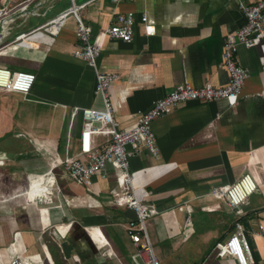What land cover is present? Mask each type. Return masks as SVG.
I'll list each match as a JSON object with an SVG mask.
<instances>
[{
  "label": "crops",
  "instance_id": "crops-1",
  "mask_svg": "<svg viewBox=\"0 0 264 264\" xmlns=\"http://www.w3.org/2000/svg\"><path fill=\"white\" fill-rule=\"evenodd\" d=\"M70 2L0 0V64L36 76L27 94L0 89V126H10L11 142L0 147V264L12 255L24 264H144L125 228L135 213L114 201L116 169L107 165L89 185L73 181L61 166L49 169L50 154L77 147L81 119L72 126V108L103 106L93 91L95 72L73 55L79 40L72 15L57 36L25 45L16 38ZM112 6L100 0L79 9L92 43ZM117 10L134 12L132 39L107 38L96 66L119 75L109 88L119 128L134 125L139 112L177 83L227 81L223 40L244 24L237 0H121ZM141 13L154 35L143 33ZM235 60L249 72L235 105L224 98L182 102L151 122L157 154L144 149L129 158L138 200L158 209L144 222L158 264H238L229 254L219 256L217 245L237 223L250 263L264 264V234L252 233L258 221L264 225V39L239 46ZM244 173L256 190L236 214L209 191Z\"/></svg>",
  "mask_w": 264,
  "mask_h": 264
},
{
  "label": "built area",
  "instance_id": "built-area-1",
  "mask_svg": "<svg viewBox=\"0 0 264 264\" xmlns=\"http://www.w3.org/2000/svg\"><path fill=\"white\" fill-rule=\"evenodd\" d=\"M88 0L81 4L71 0L65 11L54 16L46 23L30 29L17 36L18 44L25 45L31 41H39L50 36H57L64 24L67 15H72L75 21L74 32L79 43L73 49V55L82 59L95 72L94 94L103 104L102 108L74 106L71 110L72 126L80 116L81 123L76 140L77 147L72 153L61 156L57 153L50 154L49 169L61 166L66 174L78 183L89 185L94 175L100 174L107 165L116 169L118 190L114 192L115 202L135 213V220H128L126 233L133 245L136 246L138 255L144 264H158L152 245L150 244L145 227V220L158 213L151 204H144L138 200L133 186L132 175L129 173L128 162L130 157L140 154L144 149L150 154L158 152L156 139L151 129L153 119L168 113L180 103L189 100L214 101L224 98L230 106L238 102L239 95L245 80L249 76L248 70L235 60V53L239 46L248 48L256 39H264V0L244 2L237 0V5L244 17V24L229 32L222 44L221 63L227 71L228 78L223 85L214 86L204 83L193 86L190 83H177L164 96L155 99L146 110L139 112L134 125L128 128H119L113 115V106L109 96L111 84L119 77L116 72H101L96 66V59L100 54L103 42L107 38H117L130 42L134 33L135 15L132 11L120 13L117 10L121 0H109L113 3L109 23L100 32V39L92 43L91 27L83 22L79 9L85 6ZM24 8V5L22 6ZM139 21L142 23L143 33L146 36L154 35V25L148 22L145 13H141ZM32 71L10 69L0 64V89L18 91L27 94L35 81ZM5 162L0 158V165ZM256 190V182L249 173L242 174L237 180L229 184L212 187L209 194L216 199H222L225 204L240 213V206L246 198ZM255 235L264 234V225L258 221L252 228ZM218 255L229 254L238 264H252L248 254L250 246L248 240L242 235L241 225L236 224V229L227 238L217 244ZM9 264H24L23 260L12 255Z\"/></svg>",
  "mask_w": 264,
  "mask_h": 264
},
{
  "label": "rangeland",
  "instance_id": "rangeland-1",
  "mask_svg": "<svg viewBox=\"0 0 264 264\" xmlns=\"http://www.w3.org/2000/svg\"><path fill=\"white\" fill-rule=\"evenodd\" d=\"M11 72H14V71H11ZM9 93L13 96L22 95V93L18 91H9ZM9 127L4 126V125L0 126V147H7L11 143L10 138L8 136L10 133Z\"/></svg>",
  "mask_w": 264,
  "mask_h": 264
}]
</instances>
